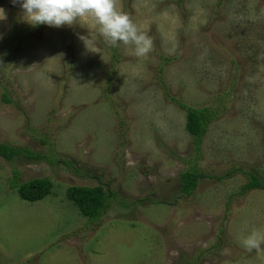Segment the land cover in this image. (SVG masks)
Returning a JSON list of instances; mask_svg holds the SVG:
<instances>
[{"label":"rangeland","instance_id":"374dc122","mask_svg":"<svg viewBox=\"0 0 264 264\" xmlns=\"http://www.w3.org/2000/svg\"><path fill=\"white\" fill-rule=\"evenodd\" d=\"M0 7V143L42 156L0 158V264H264L238 239L264 229V189L240 193L264 182V0H119L144 58L90 17L33 27ZM178 102L215 112L199 153ZM13 171L51 194L21 200ZM97 185L111 197L89 222L66 190Z\"/></svg>","mask_w":264,"mask_h":264},{"label":"clouds","instance_id":"9594fccd","mask_svg":"<svg viewBox=\"0 0 264 264\" xmlns=\"http://www.w3.org/2000/svg\"><path fill=\"white\" fill-rule=\"evenodd\" d=\"M23 10L24 20L31 26L47 25L59 28L72 26L90 17L97 34L110 47L120 44L133 48L138 58L146 57L153 49V40L121 10L119 0H11ZM7 14L0 7V21ZM84 42L88 37L81 36ZM239 243L248 252L261 250L264 246V229H253L239 237Z\"/></svg>","mask_w":264,"mask_h":264},{"label":"trees","instance_id":"16d2710c","mask_svg":"<svg viewBox=\"0 0 264 264\" xmlns=\"http://www.w3.org/2000/svg\"><path fill=\"white\" fill-rule=\"evenodd\" d=\"M4 99V97H3ZM5 102L7 100L4 99ZM180 107L185 111L186 122L185 129L187 133L193 138L192 144L197 153H199L200 145L203 137L207 132L210 120L215 112L209 108L187 107L185 104L178 102ZM23 157L38 162L41 160V155L29 151L26 148L12 147L7 144L0 143V158L6 162L12 163L17 157ZM13 178L10 187L17 188L18 196L21 200L29 203H35L43 200L51 194L52 183L48 178H33L25 183L18 182V172L13 171ZM248 183L241 187L240 193L254 189H264V182L256 174H250ZM181 187L182 193L189 195L195 188L198 175L194 169L185 171L181 174ZM111 194L107 193L104 186L97 185L94 187L86 186H70L66 190V199L77 209L79 214L86 218L89 222L99 220L108 209V200Z\"/></svg>","mask_w":264,"mask_h":264}]
</instances>
